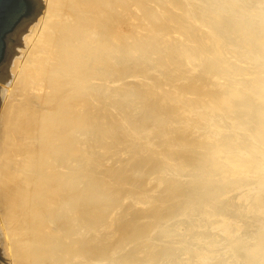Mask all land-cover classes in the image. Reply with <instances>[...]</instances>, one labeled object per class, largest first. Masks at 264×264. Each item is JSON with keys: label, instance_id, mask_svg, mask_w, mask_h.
<instances>
[{"label": "bare ground", "instance_id": "6f19581e", "mask_svg": "<svg viewBox=\"0 0 264 264\" xmlns=\"http://www.w3.org/2000/svg\"><path fill=\"white\" fill-rule=\"evenodd\" d=\"M35 1L0 66L3 264H264V0Z\"/></svg>", "mask_w": 264, "mask_h": 264}, {"label": "water", "instance_id": "95a60500", "mask_svg": "<svg viewBox=\"0 0 264 264\" xmlns=\"http://www.w3.org/2000/svg\"><path fill=\"white\" fill-rule=\"evenodd\" d=\"M39 5L35 0H0V66L4 65L6 45L21 23H35Z\"/></svg>", "mask_w": 264, "mask_h": 264}, {"label": "rangeland", "instance_id": "374dc122", "mask_svg": "<svg viewBox=\"0 0 264 264\" xmlns=\"http://www.w3.org/2000/svg\"><path fill=\"white\" fill-rule=\"evenodd\" d=\"M208 1H210V0H208ZM208 1L206 0V2H208ZM223 1H224V0H223ZM223 1H222V2H223ZM238 1H240L241 4L236 3V6L238 5L237 7L239 8V6L241 5V7H244V8H241V7H240V8L238 9L237 7H235V9H236V10H240L241 12L246 11V8H245V7H247V6H245V5L243 6V2H242L243 0H242V1H241V0H238ZM238 1H237V2H238ZM219 2H220V1H219ZM226 2H227V0H226ZM255 5H256V4H255ZM227 6H228V5H227ZM256 6H258V5H256ZM263 6H264V5H263ZM254 8H255V7H254ZM257 8H258V9H257ZM257 8L255 9V10L257 11V13H256V11H255V13H256L257 16L255 17V19H252L251 21H252L253 23H256L257 20H258L259 22H258V24H256L255 26H261V28L264 29V10H261V11L263 12V15H262V13H259V12H258V11H260V10H259L260 6H258ZM226 9H228V8H226ZM260 9H262V8H260ZM40 10H41V8H40V4H39V11H40ZM240 11H239V12H240ZM260 14H261V15H260ZM254 15H255V14H254ZM231 29H232V28H231ZM231 32H232V33H231V34H232V37L235 38V39H234L235 41L238 40V39L243 40V35H240V33H238V32L235 33L234 30H231ZM230 38H231V37H230ZM231 39H232V38H231ZM232 40H233V39H232ZM13 43H14V41H13V38L11 37V39H10V45H6V53H7V51L10 50L11 46H13ZM12 48H13V47H12ZM263 49H264V48H263ZM261 59H263V58H261ZM258 61L261 63V65H262V64H263V65L260 66V63H259ZM258 61H255V62L252 64V65H253V68H254V69L256 68L255 70H257L259 67L262 68V67L264 66V59H263V60H259V58H258ZM256 63H257V64H256ZM258 63H259V64H258ZM258 65H259V67H258ZM238 66H245V65H244V63H243V64L240 63V64H238ZM263 75H264V70L261 72V77H262ZM263 78H264V77H262V79H263ZM130 80H131V79H130ZM142 83H143V82H142ZM105 164H106V163H105ZM105 164H104V165H105ZM106 165L109 166L110 164H106ZM146 186L149 187L150 185L148 186V183H147ZM251 190H252V194H253V195H256V196L259 195V194H258V193H259V190H258L256 187H252ZM138 194H140V193H138ZM263 219H264V216H263ZM262 222H263V225H264V220H262V221L260 222V224H262ZM180 243H183V242H180ZM161 245H163V244H161ZM178 245H179V244H178ZM182 245H184V244H182ZM183 257H185V256H183ZM5 263H6V262H5ZM0 264H3V262L1 261V258H0Z\"/></svg>", "mask_w": 264, "mask_h": 264}]
</instances>
